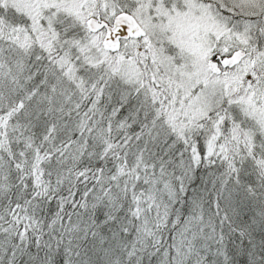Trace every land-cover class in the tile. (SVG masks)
<instances>
[{"label":"snow or ice","instance_id":"obj_1","mask_svg":"<svg viewBox=\"0 0 264 264\" xmlns=\"http://www.w3.org/2000/svg\"><path fill=\"white\" fill-rule=\"evenodd\" d=\"M0 264H264V0H0Z\"/></svg>","mask_w":264,"mask_h":264}]
</instances>
